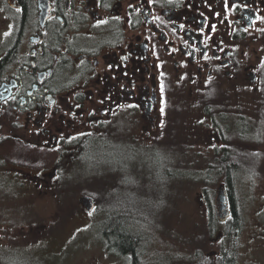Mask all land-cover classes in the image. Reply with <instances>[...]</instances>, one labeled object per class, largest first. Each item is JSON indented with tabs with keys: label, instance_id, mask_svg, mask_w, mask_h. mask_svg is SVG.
<instances>
[{
	"label": "flooded vegetation",
	"instance_id": "flooded-vegetation-1",
	"mask_svg": "<svg viewBox=\"0 0 264 264\" xmlns=\"http://www.w3.org/2000/svg\"><path fill=\"white\" fill-rule=\"evenodd\" d=\"M243 89L264 98V0H0V186L62 185L76 158L116 140L122 154L157 153L176 142L174 96ZM212 116L221 142L229 123ZM248 120L229 139L247 138ZM251 190L218 201L217 264H242L246 205L264 230V192ZM248 239L252 256L264 250Z\"/></svg>",
	"mask_w": 264,
	"mask_h": 264
},
{
	"label": "rangeland",
	"instance_id": "rangeland-1",
	"mask_svg": "<svg viewBox=\"0 0 264 264\" xmlns=\"http://www.w3.org/2000/svg\"><path fill=\"white\" fill-rule=\"evenodd\" d=\"M259 94L246 89L216 93L214 98L179 93L171 100L176 108V142L164 140L159 152L122 154L123 142L116 140L104 151L90 148L76 158L62 175V185L0 186L4 264H133L131 254H120L123 241L113 235L117 230L136 238L138 264H217L212 254L221 245L223 216L218 192L225 194L226 189L231 198L243 199L253 197L255 187L261 189L259 195L264 192V137L255 138L264 133L259 125L264 98ZM216 113L226 116L225 121L217 116L221 120L217 122L229 123L230 131L223 132L227 139L221 142L211 121ZM248 119H258L249 136L229 139L238 133L233 123ZM170 143L176 146L170 149ZM224 147L232 149L227 160L240 165L231 191L226 169L214 159ZM12 149L11 142L2 144L3 153ZM41 161L36 156L30 162L36 167ZM4 187L10 192H2ZM85 197L93 202L92 211L80 203ZM256 207H245L242 264H251L255 257L264 264V250L255 256L248 252L249 237L264 241V230L254 232ZM234 245L229 244L232 254ZM206 255L212 259L206 260Z\"/></svg>",
	"mask_w": 264,
	"mask_h": 264
},
{
	"label": "trees",
	"instance_id": "trees-1",
	"mask_svg": "<svg viewBox=\"0 0 264 264\" xmlns=\"http://www.w3.org/2000/svg\"><path fill=\"white\" fill-rule=\"evenodd\" d=\"M234 149V148H233ZM219 151H221L222 153H223V157H222V160H221V162H222V167L224 166L225 167V169H226V175H225V182H226V185H228V189L231 191V189H233L232 187H233V185H235V175L237 174L236 172H237V170H235L234 168H233V166H234V163L233 162H230L229 161V159L227 160V157H229L230 158V151H232V149L231 150H229V149H227V148H222L221 150H219ZM229 166V167H228ZM205 190V193L207 194V192H208V190L207 189H204ZM215 218H213L212 216H211V221H212V223L214 222L213 220H214ZM236 221V219H234L233 220V222H235ZM118 235V236H120V238H121V240L123 241V243H122V250L120 251V254L121 255H126V254H131L132 255V263L133 264H138V261H137V255H136V253H135V251H134V248H135V242H136V238L133 236V235H131L130 233H128V232H123L122 234H120L119 233V231L117 230V231H115L114 233H113V235ZM105 237H107V240H108V246H109V248L110 247H112L111 246V243H110V240H109V235H106V233H104L103 234ZM1 250V249H0ZM4 254L5 253H3V251H0V263L1 264H4V262H3V257H4Z\"/></svg>",
	"mask_w": 264,
	"mask_h": 264
},
{
	"label": "water",
	"instance_id": "water-1",
	"mask_svg": "<svg viewBox=\"0 0 264 264\" xmlns=\"http://www.w3.org/2000/svg\"><path fill=\"white\" fill-rule=\"evenodd\" d=\"M218 201L221 202V203H225V194H224V190H220L218 192ZM80 203L88 210V211H92L93 210V202L88 199V198H82L80 200Z\"/></svg>",
	"mask_w": 264,
	"mask_h": 264
},
{
	"label": "bare ground",
	"instance_id": "bare-ground-1",
	"mask_svg": "<svg viewBox=\"0 0 264 264\" xmlns=\"http://www.w3.org/2000/svg\"><path fill=\"white\" fill-rule=\"evenodd\" d=\"M137 245H138V243H137ZM135 251V250H134Z\"/></svg>",
	"mask_w": 264,
	"mask_h": 264
}]
</instances>
